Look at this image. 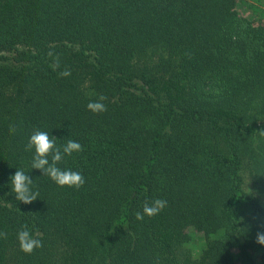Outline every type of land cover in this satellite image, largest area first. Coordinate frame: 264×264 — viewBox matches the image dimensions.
Wrapping results in <instances>:
<instances>
[{
    "label": "trees",
    "instance_id": "trees-1",
    "mask_svg": "<svg viewBox=\"0 0 264 264\" xmlns=\"http://www.w3.org/2000/svg\"><path fill=\"white\" fill-rule=\"evenodd\" d=\"M237 1L0 0V264H239L243 204L264 230L241 177L264 138V25ZM37 130L81 145L56 165L80 188L31 168ZM16 170L30 204L11 192ZM155 199L167 206L136 220ZM25 228L42 242L31 254Z\"/></svg>",
    "mask_w": 264,
    "mask_h": 264
},
{
    "label": "clouds",
    "instance_id": "clouds-1",
    "mask_svg": "<svg viewBox=\"0 0 264 264\" xmlns=\"http://www.w3.org/2000/svg\"><path fill=\"white\" fill-rule=\"evenodd\" d=\"M53 58V69L59 68V57L54 56L53 52L47 53ZM66 77L70 75V71L64 70L60 73ZM106 97L101 95L94 102H89L87 109L92 113H102L106 111L104 101ZM15 127H10V132H15ZM56 138L50 137L48 132L34 131L25 148V151H33L34 156L31 163V168L42 172L48 176L55 184L60 187H75L80 188L84 184V178L79 172L71 170H61L56 165L65 155H71L74 152L82 151V147L78 142L67 140L62 150L56 146ZM51 157V162L49 160ZM33 180L23 170H16L14 175L10 177L11 192L17 201L23 204H30L37 200L38 193L30 189ZM167 206V202L163 199H155L151 202L145 201L142 211L136 213V220L141 221L145 217H153L160 213ZM5 233H0V237H5ZM17 240L20 251L25 254H31L35 249L42 247L40 239L35 238L26 228L19 231ZM256 243L264 246V230L256 233Z\"/></svg>",
    "mask_w": 264,
    "mask_h": 264
},
{
    "label": "rangeland",
    "instance_id": "rangeland-1",
    "mask_svg": "<svg viewBox=\"0 0 264 264\" xmlns=\"http://www.w3.org/2000/svg\"><path fill=\"white\" fill-rule=\"evenodd\" d=\"M238 13L254 23L264 25V1L262 0H238ZM259 152L245 159L241 169L243 179V192L254 197L264 208V138L256 143ZM262 150H261V148ZM241 221L245 236L249 239L247 246L238 260L239 264H264L262 246L256 243V233L262 230L263 221L247 204L241 207ZM201 234L190 233V241L187 247L196 255L202 243ZM238 251H234L236 254ZM241 253V252H240ZM242 261V262H241Z\"/></svg>",
    "mask_w": 264,
    "mask_h": 264
}]
</instances>
